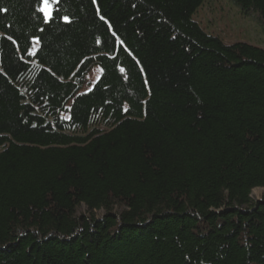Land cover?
I'll list each match as a JSON object with an SVG mask.
<instances>
[{
    "label": "trees",
    "instance_id": "1",
    "mask_svg": "<svg viewBox=\"0 0 264 264\" xmlns=\"http://www.w3.org/2000/svg\"><path fill=\"white\" fill-rule=\"evenodd\" d=\"M204 2L0 0V264H264V47Z\"/></svg>",
    "mask_w": 264,
    "mask_h": 264
},
{
    "label": "rangeland",
    "instance_id": "2",
    "mask_svg": "<svg viewBox=\"0 0 264 264\" xmlns=\"http://www.w3.org/2000/svg\"><path fill=\"white\" fill-rule=\"evenodd\" d=\"M244 13L230 0H205L196 10L194 18L203 28L221 36L227 43L241 41L264 47V19L252 10ZM95 77L94 71L90 78ZM262 191L261 188L254 189L252 197L259 198ZM79 210L85 212L86 208L80 207Z\"/></svg>",
    "mask_w": 264,
    "mask_h": 264
},
{
    "label": "snow or ice",
    "instance_id": "3",
    "mask_svg": "<svg viewBox=\"0 0 264 264\" xmlns=\"http://www.w3.org/2000/svg\"><path fill=\"white\" fill-rule=\"evenodd\" d=\"M54 2L58 3V0H54ZM42 12L45 13V16L49 19L52 18V14H53V5L51 3H49V0H44V4L43 7L40 9ZM64 19L66 21L69 20L68 17H64Z\"/></svg>",
    "mask_w": 264,
    "mask_h": 264
},
{
    "label": "bare ground",
    "instance_id": "4",
    "mask_svg": "<svg viewBox=\"0 0 264 264\" xmlns=\"http://www.w3.org/2000/svg\"><path fill=\"white\" fill-rule=\"evenodd\" d=\"M40 2V0H38V3ZM43 4H44V0H41V3H40V9L43 7ZM38 12H40L38 9H36ZM44 13V12H43ZM42 12H40V14L43 16V19H44V21L46 20V17H45V14H43ZM195 19V18H194ZM196 20V19H195ZM196 22H198L197 20H196ZM199 23V22H198ZM200 24V23H199ZM201 25V24H200ZM202 26V25H201ZM205 29V28H204ZM205 31H207V32H209L207 29H205ZM209 33H211V32H209ZM211 34H213V33H211ZM213 35H215V36H218V37H220L222 40H223V38L221 37V36H219V35H216V34H213ZM226 42V41H225ZM241 42V41H240ZM126 79H127V77H125Z\"/></svg>",
    "mask_w": 264,
    "mask_h": 264
}]
</instances>
